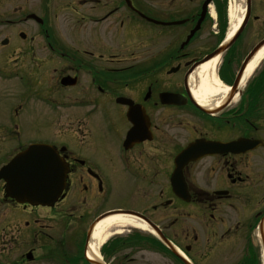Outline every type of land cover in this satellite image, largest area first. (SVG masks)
Returning <instances> with one entry per match:
<instances>
[{"label":"flooded vegetation","instance_id":"obj_1","mask_svg":"<svg viewBox=\"0 0 264 264\" xmlns=\"http://www.w3.org/2000/svg\"><path fill=\"white\" fill-rule=\"evenodd\" d=\"M206 1L72 0L67 32L46 17L0 40V169L35 142L68 166L52 205L19 203L0 179V264H264V60L243 81L264 0L203 101L199 69L228 40ZM116 216L135 225L101 242Z\"/></svg>","mask_w":264,"mask_h":264},{"label":"water","instance_id":"obj_2","mask_svg":"<svg viewBox=\"0 0 264 264\" xmlns=\"http://www.w3.org/2000/svg\"><path fill=\"white\" fill-rule=\"evenodd\" d=\"M250 0H247V10ZM31 18L39 20L32 14ZM243 26L236 36L242 31ZM235 36V37H236ZM260 43L256 50L263 45ZM189 148L183 159H190ZM0 177L8 181V192L20 202L33 204H52L61 194L66 184L67 166L57 152L44 144H32L19 154L6 168Z\"/></svg>","mask_w":264,"mask_h":264},{"label":"rangeland","instance_id":"obj_3","mask_svg":"<svg viewBox=\"0 0 264 264\" xmlns=\"http://www.w3.org/2000/svg\"><path fill=\"white\" fill-rule=\"evenodd\" d=\"M71 1L72 0H0V40L5 37L17 38L18 31H25L27 36L37 35L39 28L37 23L33 20L24 21L26 15L29 13H35L39 16L47 15L49 18L48 20L53 23V26L58 25L57 27L61 28V32H67V22H65L67 26H63L61 22L63 18L68 20L69 11L67 4ZM232 2L234 6L237 4L236 1L232 0ZM18 20L21 21V23L15 25ZM10 21H13V25ZM57 27H55V30ZM262 29L264 28L259 29V31ZM256 32L257 31L253 28V33L248 30V35L246 33L245 36H255ZM80 35L82 36L83 34ZM33 133L34 132L29 131L27 139L34 138ZM151 259L153 260V264H165L166 261L159 255L151 256Z\"/></svg>","mask_w":264,"mask_h":264},{"label":"bare ground","instance_id":"obj_4","mask_svg":"<svg viewBox=\"0 0 264 264\" xmlns=\"http://www.w3.org/2000/svg\"><path fill=\"white\" fill-rule=\"evenodd\" d=\"M233 1H236L237 4L234 6L232 2V5L230 7L231 24L227 34L228 38H231L233 34L236 32V30L238 29V27L240 26L243 20L246 11L245 8L246 0H233ZM263 60H264V47L257 52V54L248 64L245 70L243 81H245L248 78V76H250L258 68V66L263 62ZM218 61H219V57H216L199 69L198 75L200 81L195 91L196 97L199 100H203V101L210 100L212 99L211 97H214L220 94V92L224 91L214 80L212 73ZM115 222H120L123 225H127V224L135 225L136 221L133 218L126 216H116L115 218L105 220L103 223L99 225L97 232V236L100 238L101 242L106 239L107 235L105 233L100 235V231H102L104 227H107ZM140 226L143 227V225Z\"/></svg>","mask_w":264,"mask_h":264},{"label":"trees","instance_id":"obj_5","mask_svg":"<svg viewBox=\"0 0 264 264\" xmlns=\"http://www.w3.org/2000/svg\"><path fill=\"white\" fill-rule=\"evenodd\" d=\"M219 5V9L222 11L223 10V6L225 5V4H218ZM222 27H225V23H224V21L222 22Z\"/></svg>","mask_w":264,"mask_h":264}]
</instances>
